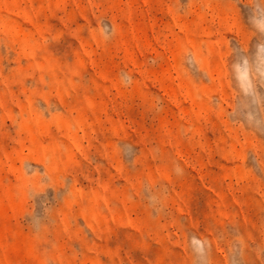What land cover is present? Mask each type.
<instances>
[{
  "label": "rangeland",
  "instance_id": "374dc122",
  "mask_svg": "<svg viewBox=\"0 0 264 264\" xmlns=\"http://www.w3.org/2000/svg\"><path fill=\"white\" fill-rule=\"evenodd\" d=\"M261 26L264 0H0V264H264Z\"/></svg>",
  "mask_w": 264,
  "mask_h": 264
},
{
  "label": "clouds",
  "instance_id": "9594fccd",
  "mask_svg": "<svg viewBox=\"0 0 264 264\" xmlns=\"http://www.w3.org/2000/svg\"><path fill=\"white\" fill-rule=\"evenodd\" d=\"M261 31H264V26H261L260 28ZM105 33H107V29H105ZM259 47V46H258Z\"/></svg>",
  "mask_w": 264,
  "mask_h": 264
}]
</instances>
